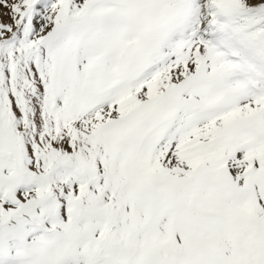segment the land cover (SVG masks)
Returning a JSON list of instances; mask_svg holds the SVG:
<instances>
[{
    "label": "snow or ice",
    "instance_id": "obj_1",
    "mask_svg": "<svg viewBox=\"0 0 264 264\" xmlns=\"http://www.w3.org/2000/svg\"><path fill=\"white\" fill-rule=\"evenodd\" d=\"M0 264H264V0H0Z\"/></svg>",
    "mask_w": 264,
    "mask_h": 264
}]
</instances>
